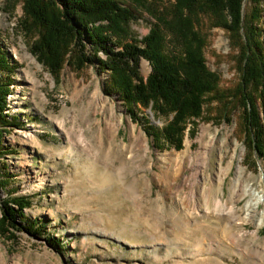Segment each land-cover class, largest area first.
<instances>
[{"label":"rangeland","instance_id":"1","mask_svg":"<svg viewBox=\"0 0 264 264\" xmlns=\"http://www.w3.org/2000/svg\"><path fill=\"white\" fill-rule=\"evenodd\" d=\"M175 1L143 0L139 16L118 23L117 44L144 45L159 18L174 19ZM252 5L243 0V13ZM60 11L50 0H0V215L6 199L31 201L19 230L0 231V264H264V159L238 112L224 121L207 102L182 148H159L149 131L173 114L130 110L112 72L69 47ZM169 33L168 55L180 51ZM202 35L218 86L238 83L228 31L209 25ZM44 42L62 51L57 62L55 51L41 53ZM139 66L146 79L150 61ZM32 221L41 232L24 230ZM203 243L220 250L195 253Z\"/></svg>","mask_w":264,"mask_h":264},{"label":"trees","instance_id":"2","mask_svg":"<svg viewBox=\"0 0 264 264\" xmlns=\"http://www.w3.org/2000/svg\"><path fill=\"white\" fill-rule=\"evenodd\" d=\"M50 1L60 6L58 23L66 28L68 40H73L69 47L74 43V50L83 53L81 62L94 56L112 72L111 85L120 92L130 110L139 105L151 107L155 114L159 111L173 114L161 130L149 131L154 145L182 148L188 122L201 116L207 102L216 101L212 112L229 121L236 110L244 139L256 156L264 159V14L260 0H253L250 13L245 14L243 0H176L168 7L174 19L159 18V23L144 38V45L126 42L121 47L117 44L121 42V30L116 27L121 21L139 16L143 0ZM30 17L36 21L33 15ZM209 25L223 26L230 34L236 65L241 72L238 83L219 87L218 75L207 66L202 34ZM58 30L56 25L51 37H62ZM168 31L180 49L169 55L165 49ZM41 34L48 35L49 31L42 27ZM49 38L45 42L54 45ZM45 42L41 53L47 58L55 51L54 62H57V53L62 51L53 46L49 48ZM86 51L90 54L86 55ZM3 53L0 49V65L6 67ZM142 58L152 65L146 79L140 72ZM30 204L24 196L6 199L2 203L0 231L19 230L23 210ZM23 228L29 232L42 230L36 221ZM46 240L61 243L54 236Z\"/></svg>","mask_w":264,"mask_h":264},{"label":"bare ground","instance_id":"3","mask_svg":"<svg viewBox=\"0 0 264 264\" xmlns=\"http://www.w3.org/2000/svg\"><path fill=\"white\" fill-rule=\"evenodd\" d=\"M262 5L264 6V0L262 1ZM0 49L1 51H5L4 46L1 45V41H0ZM217 206H219L221 204L220 200H217L216 202ZM202 238H207V237H202ZM220 245V242H219ZM220 247H216L214 245H209V244H202L198 249L194 250L195 253H200V254H204V252H213V251H219Z\"/></svg>","mask_w":264,"mask_h":264},{"label":"water","instance_id":"4","mask_svg":"<svg viewBox=\"0 0 264 264\" xmlns=\"http://www.w3.org/2000/svg\"><path fill=\"white\" fill-rule=\"evenodd\" d=\"M147 111H148V113H150V114H151V116H152V112H151V109H148Z\"/></svg>","mask_w":264,"mask_h":264}]
</instances>
